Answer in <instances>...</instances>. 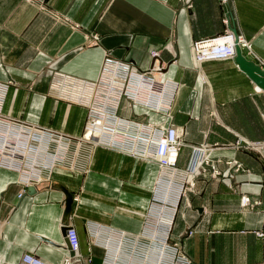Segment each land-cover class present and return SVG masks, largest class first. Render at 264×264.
<instances>
[{
    "label": "crops",
    "instance_id": "obj_1",
    "mask_svg": "<svg viewBox=\"0 0 264 264\" xmlns=\"http://www.w3.org/2000/svg\"><path fill=\"white\" fill-rule=\"evenodd\" d=\"M227 29L248 42L242 55L264 69V0H0V83L8 84L0 116L69 137L41 184L25 186L19 171L0 167V264H17L24 253L61 264L70 254L68 226L77 231L82 264L107 261L115 245L105 246L106 232L125 249L148 245L158 167L85 141L88 107L52 86L55 71L97 81L106 57L137 71L157 61L162 74L154 75L175 85L167 111L122 96L116 115L182 129L175 166L179 182L188 176L192 187L179 197L170 229L181 254L189 264H264V153L237 144L264 141V90L235 56L193 63L192 42ZM197 149L210 151L209 164L186 173Z\"/></svg>",
    "mask_w": 264,
    "mask_h": 264
},
{
    "label": "built area",
    "instance_id": "obj_2",
    "mask_svg": "<svg viewBox=\"0 0 264 264\" xmlns=\"http://www.w3.org/2000/svg\"><path fill=\"white\" fill-rule=\"evenodd\" d=\"M221 1L225 2L227 0ZM236 44H238L240 47H249L248 42L241 35H237L229 29H227L222 34L195 40L191 44L194 65L200 66L202 63L207 61H224L233 59L235 56ZM152 56L156 57V54L153 53ZM161 70L162 65H160L157 61L150 69L137 71L133 70L129 63L118 60L116 61L112 58L106 57L102 75L97 81L78 80L73 77L58 74L52 86L53 89L58 92V96L60 98L74 101L88 107V121L85 126V131L82 135L85 141L94 144L89 140L90 137L87 136V129L88 127L93 126L92 123H95V118L97 120L96 126L100 125L98 127H101L100 142L104 145L110 146L109 144H112L113 146L117 147L124 145L127 150L140 151L142 153L148 148V151L153 154V156L148 154L151 157L150 159H152L150 161L156 160L155 158L157 157V153H161L162 156L166 158L165 150L167 147L168 149L172 150V153L170 154L172 159L168 161L167 159H164L162 162L160 161V164L163 167L169 166L170 170L173 169L174 171V174L171 175V171L168 170L171 177L173 178V200L171 202H167V204H159V201L157 200L158 197H155L154 204L156 205V208L153 211L154 214H152V209H149L148 213V217H157L158 215L163 217L166 214L171 216L170 221L166 219L162 220V223L166 222L167 224L166 230H160V235H162L163 238L157 237V241L160 243L166 242L168 248L170 247V245L167 243V235L170 233L169 225L173 221L178 199L182 192H184L186 189L182 186L183 184L179 182L178 176L180 173H178V170L175 166L179 149L182 145L180 139L182 129L179 126L173 125H158L154 127L141 126L139 124L130 123L116 115V109L122 96L130 97L137 102L146 103L150 107L159 110V112L163 110L167 111L169 108V101L172 98L173 90L175 89V85H170L166 79H162V75H158V77L154 75L155 72L160 74ZM121 73H123V76ZM7 87V83H0V113ZM89 87H95L96 90L94 92L90 90H84V88L88 89ZM90 92L92 93L90 94ZM99 121H104V124L99 123ZM7 130H11L17 135H8ZM59 139L61 140V144L67 146L68 148L69 142L67 140H69V137L65 135L53 133L48 129L33 126L20 120H6L4 117H1L0 166L17 170L20 173L24 172L21 181L25 186L37 183L39 184L43 181V173L50 172L52 164H54L55 161L59 162L67 150L66 148L65 152L63 153L51 150L52 145L57 147L59 144ZM19 140L23 142L19 143ZM237 144L251 148L257 152L264 153V141L241 140L238 141ZM38 148L40 149V153L37 155L35 154V151ZM18 149L27 150V155L23 157V155L17 153L15 155V159L11 160L10 157L13 156L15 151ZM200 152L201 156L199 157L198 155ZM204 164H209V159L206 158L204 150H198L196 155L193 154L191 156L189 168H187L185 172H192V170L198 171L199 169L203 170L202 166ZM227 164L230 166L234 165L236 168H239L240 166L236 161H227ZM210 168L214 173H218V169L215 168L214 165ZM23 192L24 188H22L18 193V197H21ZM162 195L163 194H160V197H162ZM241 204L243 206L249 205V199L247 196L243 195L241 197ZM148 228L152 229L153 227L150 225L147 227V229ZM98 230V228L93 227L91 233L95 236H98L100 234V231ZM147 235L148 237H152V234L150 233H147ZM66 239L68 242V250L70 253H72L71 256L73 259L76 258L78 261L79 259L82 260V256L79 252L78 234L73 226L67 227ZM102 240L105 243L106 241L111 240L109 241L110 244L111 242H114L115 246H112V251H107L109 253L110 251L113 252V249L117 247L115 242L120 245V238H115L111 232L103 233ZM145 248L146 247H138L137 255L139 254L138 252H140L144 258ZM129 249L130 248H128L127 254H124L123 252L121 257L116 260L115 264L129 263V259L127 257V255L129 256L130 254ZM175 249H177V247H175ZM155 252L156 255H154ZM168 252L170 253L171 251L168 250L167 252L161 253L160 250H153L151 254H153L154 258H156L154 263L157 262L160 255L159 260L162 261V264H164L165 255ZM174 252L175 250L172 251V253ZM180 255L182 256V261H180L178 258L180 262L178 264H189V261L186 259V257H184L182 254ZM72 257L67 255L64 260L69 261L72 259ZM125 257L127 259H125ZM110 258L111 257L109 256V261L107 260L104 264L113 262V258H111L112 260ZM141 260L142 259H140V261ZM17 264L46 263L31 253H24L20 257Z\"/></svg>",
    "mask_w": 264,
    "mask_h": 264
},
{
    "label": "bare ground",
    "instance_id": "obj_3",
    "mask_svg": "<svg viewBox=\"0 0 264 264\" xmlns=\"http://www.w3.org/2000/svg\"><path fill=\"white\" fill-rule=\"evenodd\" d=\"M121 74L123 76V73H121ZM84 90H90V91L94 92L96 90V88L95 87H89L88 89L87 88L86 89L84 88ZM92 92H90V94ZM104 106H106V105H104ZM156 111H159V110H156ZM96 121L97 120L94 118V122L95 123H92L93 126L88 127V129H87V136L90 137L89 140L92 143H94V145H96V146H98V145H104L103 143L100 142L101 127H98L100 125H97L96 126V124H97ZM99 123L104 124V121H102V122L99 121ZM7 134L8 135H13V136L17 135L14 132H12L11 130H7ZM18 142L19 143H22L23 141L19 140ZM109 145L110 146H108V147H110L111 149H114V150L119 151L121 153L130 155V156L135 157L137 159H141V160L148 161V162H151V163L155 164L158 167V174H157V178L156 179H159L158 180L159 181V184L161 182L162 185H163L162 187L165 188V195L163 194L162 197H160V195L157 196L159 198L157 200L159 201V204L160 203L167 204V202H171L173 200L172 199V197L174 195L173 194V182H172V179L173 178L172 179H167V180L164 179V178H167L169 176L170 173H169L168 170H170V168H169V166L168 167L167 166L166 167L165 166L163 167L160 164L164 159H167V161L172 159L171 158V155H170L172 153V150L168 149V147H167L166 150H165L166 151V158H164L161 153L160 154L157 153V157L155 158L156 160L150 161L152 159H150L151 157L148 154H150L151 156H153V154L148 151V148L142 153L140 151H130V150H127V148H125L124 145H122L120 147L113 146L112 144H109ZM168 145H169V142H168ZM66 148H67V146L62 145L61 144V140L59 139V144L57 145V147L54 146V151L60 152V153L62 152L63 153V152H65ZM27 152H28L27 150L18 149L17 151H15V154L13 156H11L10 158H11V160H14L15 159V155L17 153H19V154L23 155V157H25L27 155ZM39 153H40V149L38 148V149H36L35 154L38 155ZM209 154H210V151L205 152L206 158H208ZM198 156L199 157L201 156V152H200V154ZM57 165H58V162L55 161L54 164H52L50 170L53 171L54 168L57 167ZM0 167H2V166H0ZM166 168H168V169H166ZM6 169H8V168H6ZM170 171H171V175H173L174 174L173 169H171ZM193 171H195V170H192V172ZM160 180H162V181H160ZM160 189H162V188H160ZM164 219L170 221L171 220V216L169 214H166L163 217H160L159 215L157 217H155V216L147 217L146 223L149 226L151 224L154 225V228H153L154 232H152V237H148L147 236L148 237L147 238L148 245L145 248L144 258L141 260V264H162V261L159 260L160 259V255H159L158 260H157L156 263H153L154 261L148 260V255L150 254V252L152 253L153 250H160L161 253L167 252L166 251L167 250V244H166V242L160 243V242L157 241V237L163 238V236L160 235V230L161 231H164L167 228L166 227L167 226L166 222L162 223L163 222L162 220H164ZM169 226H170V229H171V224ZM149 231H150V228L147 229V233H149ZM109 241H111V240H109ZM109 241H106V244H105V246L107 248L110 245V242ZM135 241H137V240H135ZM115 244L117 245V247L115 249H113V252H110V254H109V256L111 258H113V262H108V264H115L116 263V260L119 257H121V255L123 254V252H124V254H127L126 251H128V248L125 249V248H122L121 247L123 243L120 242V245H118L117 242H115ZM131 245H132V247L129 249L130 254L128 256V259H129V263L128 264H130V263H132V264L137 263L138 258H139V257H137V249L139 247V244L137 242H132ZM107 248H106V250H108ZM109 250H110V248H109ZM71 254L72 253L68 254V256L72 257ZM154 255H156V252L154 253ZM151 256H152V254H151ZM107 260L109 261V259H107ZM61 264H82V260L79 259V261H78L76 258L73 259V257H72V259L69 260V261H65L63 259V262Z\"/></svg>",
    "mask_w": 264,
    "mask_h": 264
},
{
    "label": "rangeland",
    "instance_id": "obj_4",
    "mask_svg": "<svg viewBox=\"0 0 264 264\" xmlns=\"http://www.w3.org/2000/svg\"><path fill=\"white\" fill-rule=\"evenodd\" d=\"M193 63H194V60H193ZM58 74H62V73H60V71H55L54 72V75H56V77H57V75ZM55 91V90H54ZM56 93L58 94V92L56 91ZM90 111H91V109H90ZM88 112H89V109H88ZM89 116V115H88ZM0 117H3V116H0ZM88 121V120H87ZM87 123V122H86ZM170 125H173V126H177V125H174L173 123H169L168 125H166V126H170ZM86 126V125H85ZM187 170V169H186ZM189 174V173H188ZM23 175H24V172L23 173H20V179H22V177H23ZM190 175V174H189ZM166 180L167 179H172V177H171V175L169 174V176L167 177V178H165ZM184 179H186V181L185 182H183L182 184V186L184 187V188H186L185 189V191H187V188H190V187H192V184L189 182V179L190 178H188V176H186ZM41 184V183H40ZM163 185H162V183L160 182V184L159 185H157L156 186V188L155 189H153V191L155 192V194L157 193H159L160 192V194H164L165 195V188L164 187H162ZM160 188H162V189H160ZM158 191V192H157ZM184 191V192H185ZM184 192H182V194H181V196L182 195H184ZM157 194H156V196H157ZM154 201H155V197H154V200H153V202H152V204H151V206H150V210L152 209V214H154L153 213V211L155 210V208H156V205L154 204ZM151 214V215H152ZM151 226L154 228V225L153 224H151ZM147 227H149L148 225H147ZM153 228L151 229L150 228V231H149V233L150 234H152V232L154 231L153 230ZM170 236H171V232L167 235V243L170 245V247H168L167 248V250L166 251H171L170 253L168 252V253H166V255H165V260H164V264H172L173 262V264H178V263H180L179 262V259H180V261H182V256L180 255L181 254V250H180V248H179V246L177 245V243H176V241H172L171 240V238H170ZM172 247V248H171ZM175 247H177V249H175ZM175 250V252L174 253H172V251H174ZM139 254L137 255V257H139L138 258V261H137V263H134V264H141V261H140V259H143V255H141V253L140 252H138ZM177 254V255H176ZM152 256H153V254H152ZM151 256V252H150V254L148 255V260H150V261H155L156 260V258H154V257H152ZM66 257V256H65ZM64 257V258H65ZM127 257H128V255H127ZM63 258V259H64ZM83 258V257H82ZM179 258V259H178ZM63 259H62V262H63ZM125 259H127L126 257H125ZM85 260L86 261H90L91 259H90V257H85ZM154 263V262H153Z\"/></svg>",
    "mask_w": 264,
    "mask_h": 264
},
{
    "label": "water",
    "instance_id": "obj_5",
    "mask_svg": "<svg viewBox=\"0 0 264 264\" xmlns=\"http://www.w3.org/2000/svg\"><path fill=\"white\" fill-rule=\"evenodd\" d=\"M235 61L239 65V67L244 70L262 90H264V69H262L260 65H257L254 62L247 60L242 55L240 46L238 44L235 45ZM66 197L67 199L65 203L66 206L69 207L71 196L68 192H66Z\"/></svg>",
    "mask_w": 264,
    "mask_h": 264
}]
</instances>
